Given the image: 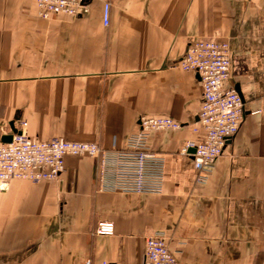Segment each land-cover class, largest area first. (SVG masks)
Wrapping results in <instances>:
<instances>
[{
  "label": "crops",
  "instance_id": "obj_1",
  "mask_svg": "<svg viewBox=\"0 0 264 264\" xmlns=\"http://www.w3.org/2000/svg\"><path fill=\"white\" fill-rule=\"evenodd\" d=\"M88 3L87 15L44 20L34 0H0V141L14 123L40 140L123 150L142 116L170 117L183 127L149 141L164 191H101V160L88 156L67 158L59 180L0 183V264H145L157 232L180 264H264V0ZM198 40L229 44L228 87L244 104L202 185L181 154L204 137L200 78L179 66ZM103 221L113 236L96 234Z\"/></svg>",
  "mask_w": 264,
  "mask_h": 264
},
{
  "label": "built area",
  "instance_id": "obj_2",
  "mask_svg": "<svg viewBox=\"0 0 264 264\" xmlns=\"http://www.w3.org/2000/svg\"><path fill=\"white\" fill-rule=\"evenodd\" d=\"M39 17L78 18L90 10L88 0H34ZM111 5L103 9L105 25L110 23ZM231 50L226 42L198 40L189 44L179 66L199 76L202 104L199 123L204 132L200 141H189L181 154L191 157L198 171L197 183L205 184L228 143L239 133L244 120L240 94L228 87L231 73ZM10 131L12 141H0V183L14 180L35 184L59 180L66 169L67 158L88 156L100 158V190L112 193L159 195L165 185V159L149 144L154 132L179 130L183 125L166 116H142L140 129L126 138L123 150L102 151L96 142L71 141L63 137L40 140L24 130ZM194 150V152H192ZM113 222H99L96 234L113 236ZM145 264H180L171 251L166 234L157 232L146 240ZM91 262L88 261L87 264ZM108 264V263H103Z\"/></svg>",
  "mask_w": 264,
  "mask_h": 264
},
{
  "label": "water",
  "instance_id": "obj_3",
  "mask_svg": "<svg viewBox=\"0 0 264 264\" xmlns=\"http://www.w3.org/2000/svg\"><path fill=\"white\" fill-rule=\"evenodd\" d=\"M239 91V90H238ZM239 93V92H238ZM11 130L13 133H19V131L16 129V127L14 126V123L11 124ZM12 141V135H7V136H4L2 138V142L3 143H10ZM192 152H194V150H192Z\"/></svg>",
  "mask_w": 264,
  "mask_h": 264
}]
</instances>
